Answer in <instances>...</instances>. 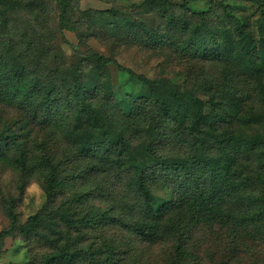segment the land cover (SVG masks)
Segmentation results:
<instances>
[{"label":"rangeland","instance_id":"1","mask_svg":"<svg viewBox=\"0 0 264 264\" xmlns=\"http://www.w3.org/2000/svg\"><path fill=\"white\" fill-rule=\"evenodd\" d=\"M70 1L74 8L71 21L76 30L65 28L53 0H22L20 12L12 17V37L21 43V50L33 45L38 56L34 60L41 64L38 73L45 83L59 77L71 86L74 79H79L96 97L98 112L105 113L104 103L108 104L114 119L99 121V127L93 132V143L108 148L112 139L123 136L129 147H118L108 163L96 162L101 165L98 171L83 174L91 168L92 158H78L72 145L65 144L60 187L52 198L46 193L42 173L35 174L21 196L18 171L13 167L7 172L0 170V264H42L47 255L66 245L81 249L85 264H167L175 256V246L179 243L176 239L158 245L146 244L113 219L127 217L134 205L130 185L136 166L160 165L157 159L167 165L175 161L188 163L198 152L188 136L181 139L172 136L170 141L159 139L155 127L165 128L167 123L154 111L152 102L133 99L136 93L143 91L142 85L113 65L99 66L91 56L97 54L113 59L139 75L192 91L206 103V111L215 119L225 116L226 112L236 114L232 129L219 130L222 135L229 137L233 132L235 137H252L260 134L264 139V69L258 76L249 57L239 52L236 59L217 62L203 60L184 50L190 40L196 44H211L205 31L195 32L204 13L213 31L219 33L227 29L234 54L238 51L234 26L224 14L223 4L256 36L257 44L261 40L264 44V3L169 0L172 6L164 11L150 0ZM172 17L175 18L174 30L169 28ZM185 22L187 29L183 32ZM155 35L172 40L163 41L160 46L148 43V37ZM219 38L223 41V37ZM258 61L264 67V61L261 58ZM135 111L142 114L141 128L146 127L138 136L135 123L130 124L126 117L127 113ZM73 112L69 107V121ZM144 116L156 121L149 126L144 123ZM36 135L39 141L43 137L40 132ZM222 148L214 137L207 141L201 154L221 160ZM229 180L240 186L236 192L240 200L235 206L239 204L244 214L258 210L256 200L264 195V143L251 154L240 156ZM178 187L172 179L159 182L153 190L155 201H169L177 195ZM83 192L88 193V203L76 202L75 195ZM13 198L17 200L14 212L20 225L33 215L42 216L35 233L28 236L19 231L9 233L12 209L8 201ZM92 208L107 210L111 220L97 226L77 223L89 217ZM238 224L227 228H200L195 232L188 241L194 246L190 251L194 264H264L262 230L256 224ZM235 233L242 235L238 247H234Z\"/></svg>","mask_w":264,"mask_h":264},{"label":"trees","instance_id":"2","mask_svg":"<svg viewBox=\"0 0 264 264\" xmlns=\"http://www.w3.org/2000/svg\"><path fill=\"white\" fill-rule=\"evenodd\" d=\"M53 1L60 10L65 28L76 30L70 16L74 10L71 1ZM150 1L164 11L172 6L169 0ZM249 1L264 3V0ZM21 8L22 0H0V170L7 172L8 168L13 167L18 171L21 196L35 174L42 173L46 193L52 198L60 187L59 177L64 164L61 156L64 154L65 144L69 147L72 145L78 158H92L91 168L83 172L87 174L90 170L98 171L101 168L96 162L108 163L118 147L128 148L129 143L123 136L114 141L112 139L108 148L93 143V132L99 127V121L112 122V111L104 103L106 112H98L96 97L79 79H74L71 86L66 85V79L59 77L45 83L38 73L41 64L34 60L38 56L33 45L29 44L28 48L21 50V43L16 42L11 34L12 17ZM222 9L234 26L238 51L234 54L233 41L228 37L227 29L224 28L219 33L213 31L207 24L204 13L201 14V24L195 32L199 34L205 31L211 44H196L190 40L184 45V50L203 60L217 62L236 59L239 52L241 56L249 57L250 64L260 76L262 72L259 71L264 69L258 61V58L264 61L262 40L257 44L256 36L229 10L228 5L223 4ZM174 22L175 18L172 17L169 20L171 30L175 29ZM182 29L183 32L187 29L186 22ZM219 37H223V41ZM171 40L170 37L165 39L159 35L148 37V43L155 46ZM241 56L239 58H243ZM91 59L101 67L115 66L121 73L142 85L143 91L132 98L152 102L154 111L167 123L165 128L156 125L155 131L159 139L170 141L172 136L177 139L188 136L198 152L191 156L188 163L175 161L167 165L157 159L160 165L136 166L132 170L130 185L134 205L129 209L127 217L113 219V222L146 244L158 245L176 239L179 243L175 246V256L167 264H194V256L190 253L194 246L188 241L200 228H227L247 222L256 224L264 234V195L256 200L260 204L258 210L244 214L240 205L234 204L240 200L239 194H236L240 186L231 184L229 180L231 170L240 156L251 154L264 143L262 136L255 134L252 137H235L233 132L229 133V137L222 135L219 130L225 127L232 129L233 120L237 119L236 114L226 112L225 116L215 119L212 113L206 111V103L192 91L139 75L110 58L94 54ZM114 98L116 100L115 96ZM69 107L74 110L72 122L67 117ZM127 114L129 123L136 125L135 134H142L146 129L144 126L141 128L142 114L136 111ZM144 120L149 126L156 121H150L145 116ZM36 132L43 135L40 141ZM214 137L223 147L221 160L201 154L207 141ZM151 154L154 153L151 151ZM166 179L179 184L177 195L169 201L157 203L154 199V187ZM87 195L85 192L77 193L74 200L81 204L88 203ZM8 202L12 209L9 233L19 231L26 236L35 233L41 225L42 216L33 215L24 225H20L14 212L16 198ZM92 209L93 213L89 217L82 218L77 223L97 226L111 220L107 210ZM241 238V234L233 235L234 247L239 246ZM85 262L81 249L66 245L47 255L42 264Z\"/></svg>","mask_w":264,"mask_h":264}]
</instances>
